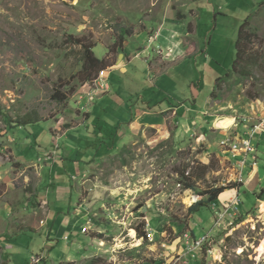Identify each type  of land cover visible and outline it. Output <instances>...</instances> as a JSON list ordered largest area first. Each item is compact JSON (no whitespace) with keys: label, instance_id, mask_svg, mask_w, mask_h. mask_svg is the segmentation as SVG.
I'll return each mask as SVG.
<instances>
[{"label":"rangeland","instance_id":"rangeland-1","mask_svg":"<svg viewBox=\"0 0 264 264\" xmlns=\"http://www.w3.org/2000/svg\"><path fill=\"white\" fill-rule=\"evenodd\" d=\"M263 1L0 0V264H84L93 256L111 264H166L186 251L187 242L206 234V248L186 262L264 264L258 252L264 240V191L260 199L242 190L240 205L231 211L216 210L215 201L188 219L193 199L206 201L202 193L234 184V166L222 155L221 141L232 133L249 134L250 125L264 117ZM165 15L183 16L180 35L187 54L170 62L158 48L157 59L149 52L151 67L130 49L146 28L143 19ZM247 22L248 41L233 71L236 41ZM124 30L131 31L124 43L130 59L118 68L122 50L116 44ZM144 42L140 47L147 46ZM82 47L101 59L109 51L103 59L111 93L99 80L102 71L93 82L83 81ZM121 104L128 112L180 106L194 116L203 113L208 122L201 128L188 113L190 126L180 114L179 129L171 112L150 114L144 121L156 128L125 129L115 141L113 126L125 116ZM5 114L42 120L11 129ZM224 117L237 126L221 130L216 124ZM163 118L168 119L159 131ZM86 120L90 133L104 131L97 145L89 134L77 141L82 134L76 127ZM59 149L74 150L73 159L79 155L73 163L77 175L68 178L66 160L54 167L63 155ZM263 152L258 155L264 158ZM67 178L85 199L82 221L74 225L72 210L56 190ZM72 200L77 203V195ZM47 203L52 212L66 204L65 215L47 219Z\"/></svg>","mask_w":264,"mask_h":264},{"label":"crops","instance_id":"crops-1","mask_svg":"<svg viewBox=\"0 0 264 264\" xmlns=\"http://www.w3.org/2000/svg\"><path fill=\"white\" fill-rule=\"evenodd\" d=\"M171 15L172 14H170V15L168 14V16H171ZM181 18H183V16ZM181 18H177L176 20H174L173 18L170 19L165 15L160 19H149V18L143 19L142 23H144L143 25L146 28H144V30H143V32H141L140 36L137 35V37H139V39L137 40V42H138L136 45L137 47L134 48V46H131L132 44L129 43V44H131L130 46L132 47L130 49L131 53L135 54L134 55L135 58H138V55L141 53V56L150 64L151 67H152V65H151L152 62H150L151 55L149 54V52H151V54L152 53L156 54L155 55V58H156L158 55V48L163 49L162 56L164 57V55H165V58L167 57L168 58L167 60L170 62H173V61L175 62V61L183 58V56L187 54V51L185 48H188V47L184 46L183 41L181 39V35H182L181 32H183L182 30L184 29V27H186V25H184V23L181 22ZM150 32H153L152 36H151ZM144 40H146L145 45H147V46L146 47L145 46L140 47L141 44L143 45L145 43ZM129 44H128V47H129ZM118 49L119 48H117L116 50H118ZM126 49H127V46H124L123 49H120L122 51H120V53L117 54L118 55V63H117L118 68L122 67V64L124 65V63L127 62L128 58L130 59L129 55L127 54ZM155 49H157V50H155ZM136 50H139V51H136ZM108 52L109 51L107 50L105 55H103L102 59L105 58L107 54L109 55ZM136 52H138V53H136ZM95 57H97V55ZM97 58L102 60L99 57H97ZM129 61H131V60H129ZM115 67H116V65H115ZM125 67H127V66H125ZM126 72H127V70H126ZM109 74L110 73L107 71L106 74L104 75V77L102 78V82L107 84V87H108V90L106 93H111L110 90L112 88L107 82V80L109 79ZM118 99H119V96L115 95L114 100H118ZM121 105H123L122 107H120L121 112H124L125 116L124 117H118L116 121L119 122L120 124L113 126V127L117 128V132H115L114 135L110 138H111V140L114 139L115 141L117 140V138L120 137L122 130L125 131V129L126 130L127 129L137 130V129H141L143 126H145L147 129L150 127L156 128L155 126H151L153 124L144 121L145 117H148L150 114L160 115V114H163L165 112H171L173 117L176 118L175 121L178 122L177 123L178 127L181 126L180 125L181 124L180 119H179L180 114L183 116L184 120H186L187 118L189 120V118L191 117V116L188 117V115H185V114L189 113L188 110L185 111L184 107H180V106L179 107H171L170 109H167L166 111L161 110L160 112L152 111L151 106H148L147 108H144V109H138L136 107L134 110L131 109V111L128 112L127 106L125 104H121ZM139 105H141L140 102L137 103V106H139ZM88 113H90V112H88ZM191 113L192 112H190L189 114H191ZM90 114L92 115V113H90ZM192 114H193V116L191 117V118H193L192 123H194L195 125H198L202 128L203 126H205L206 122H208V120L206 119V116L205 117L202 116L203 113L201 115L199 114V115H195V116H194V113H192ZM207 118H209V117H207ZM167 119L168 118L162 119V123L159 124V128H160L159 131L164 130ZM188 120H186V122L188 124H190V126H191L192 123L189 122ZM87 122H90V120H86L84 123L80 124L79 127H76L78 129L77 132L80 131L82 134L81 137L79 138L80 140L77 137H74V138L75 139L77 138V141L81 142L82 139L86 138V134H89L90 137H96L97 140L95 141L94 144L97 145V143L102 138H104V135H103L104 131L101 128L100 129L101 131H99L97 133L95 132V134L90 133V128H89ZM253 125H250V126L252 127ZM236 126L237 125L232 126L231 129H234ZM247 127H249V126H247ZM72 129H74V128H72ZM179 129H180V127H179ZM246 133H247V131L245 130L243 132V134H246ZM68 134L69 133H67V135ZM232 134L234 136H236V135L242 136L239 134V132L232 133ZM254 145L256 147V152L253 156H250L249 161L251 163V166H249L247 168L248 169V174H247L248 178L245 179L243 184L237 185L236 188L230 189V190L222 193L219 196V198L216 200L215 204H214V202H212L214 204L213 207L216 210H219L220 212H224L225 206L230 204V203L232 204V202H234L235 200H237V207H238L241 203L240 202V194L242 193V190L247 194H252L256 198L259 194L262 193V191H264V165H262L264 158L260 157L258 155L261 148H263V151H264V135L259 136L256 139V141L254 142ZM215 146H216V143H215ZM58 151L61 153L63 152L62 153L63 155L56 158L57 161L55 162L54 167L61 165V159L66 160L65 162H68L69 164L71 163V165H70L71 167L69 166L68 169H66V167H64L66 169L65 172L67 173L68 178H69V176L77 175V174L73 173L74 169L77 167V166L75 167V165L73 163L80 160L79 155H78V157L73 159L74 155H75L74 150H70V151L65 150L64 151V149H59ZM65 152H67L68 154L66 155ZM262 154L264 155V152ZM56 156H58V154H56ZM255 161H256L257 165L253 167L252 164ZM65 162L62 161V163H65ZM65 165L66 164H63V166H65ZM78 166L80 168H82L81 162H80V165L78 164ZM85 170H81V172L84 173ZM68 178H67V180H65V182H66L65 185H63L62 187L60 186L56 190H57V192L62 194L61 198H63L65 200V202H67L68 210H72V211L68 212V215L72 217L70 223H72L74 225V224H78V223H80V221H82L81 213H82V209L84 206L83 203H84L85 199H83V197L81 198L80 192L76 188H74L71 180L69 179V181H68ZM53 184H51V185H53ZM67 185L70 187H68ZM259 189L262 190L261 193L259 192ZM74 195H77V197H78L77 203H74V201L72 200ZM257 200H259V198ZM47 205H48V213L46 215L47 219L48 218L50 219L52 217L57 216L56 219L58 221L62 215H65L64 213H62V210L63 211L65 210L64 207L66 204L64 205V207L59 206L58 211H56V212L55 211L52 212L49 209L50 206L48 203H47ZM66 218H67V216H66ZM67 220H68V218H67ZM212 225H213V221H212ZM212 227L213 226H211V228ZM211 228H210V230H211ZM88 257H86V258H88ZM190 264H191V262H190Z\"/></svg>","mask_w":264,"mask_h":264},{"label":"trees","instance_id":"trees-1","mask_svg":"<svg viewBox=\"0 0 264 264\" xmlns=\"http://www.w3.org/2000/svg\"><path fill=\"white\" fill-rule=\"evenodd\" d=\"M261 6H264V2L261 4ZM260 6V7H261ZM248 23L243 24L240 32H239V36L238 39L236 41V47H237V59L234 61V69H236L237 64H238V58H239V53L241 50V46L242 44L244 45L245 42L248 41V35H247V27H248ZM130 30H124V32H122V35L120 36V43L116 44V48L119 49H123L124 48V43H125V37L128 36L130 34ZM70 39H75L73 36H70ZM79 44H81V41L78 39H75ZM83 48V52H84V64H83V70L82 73L86 76L83 78V81L86 83L89 82H93L94 80H96L94 75H99V73L101 71H104V69L107 67V60L103 59L100 60L98 58H96L91 50L90 47H82ZM242 49H244V47H242ZM219 81H222L223 78H219ZM56 100L59 102H62L64 100L63 96H60L59 94L57 96H55ZM4 119L7 121V123L9 124V126H11L10 128L13 129V127H18V126H27V125H31L34 123H37L39 121H41L42 119L39 116H34L33 114H28L22 117H18L16 120H13L12 118H10L7 114H5ZM114 140V139H112ZM206 169H208V167H206ZM186 188L189 190H193L194 189V185L192 184H186ZM237 185L232 184L228 187L224 186V187H218V188H212L210 190H208L205 193H202L201 195H208V199L206 201H198V203L194 204L193 206L190 207L189 209V215H188V219L191 220L194 218L195 214L199 211L200 207L203 206H209L212 202H215L219 196L226 192L227 190L230 189H234L236 188ZM263 193V191H262ZM262 193L258 195V197H262ZM260 197V199H261ZM259 199V200H260ZM145 226V225H144ZM136 231L138 233V235L141 238H145L146 234L142 229H138L136 228ZM66 264H75L74 262H68ZM84 264H111V263H107V261L102 258V257H93L91 258L89 261H86Z\"/></svg>","mask_w":264,"mask_h":264},{"label":"built area","instance_id":"built-area-1","mask_svg":"<svg viewBox=\"0 0 264 264\" xmlns=\"http://www.w3.org/2000/svg\"><path fill=\"white\" fill-rule=\"evenodd\" d=\"M105 72L102 71L100 73L99 80H102L101 78L104 76ZM102 85V84H101ZM231 129V128H229ZM257 135H264V117L261 118L257 123H255L251 127V132L247 135L242 136H231L223 139L220 143V146L222 148V155L225 156L226 161L230 162L234 166L235 171V179L234 184L235 185H241L243 184V176H244V169L247 168V160L250 158V156H253L256 152V147L254 145V138ZM243 158V159H240ZM236 159V161H233ZM256 161L253 162L252 166H256ZM194 200V199H193ZM198 199L194 201V203H197ZM237 200H235V204L232 203L229 206H225V211H231L232 208L236 205ZM230 206H233L230 209ZM227 207V208H226ZM218 219L222 218V214H216ZM185 241L189 239L188 234H185L184 236ZM209 235H204L200 239L193 240L192 242H187V249L184 251V253L181 252V254H178L176 257H173L169 263L166 264H190V262H186L185 258L190 255L194 256L195 253H199L203 248H206V245L208 243Z\"/></svg>","mask_w":264,"mask_h":264},{"label":"bare ground","instance_id":"bare-ground-1","mask_svg":"<svg viewBox=\"0 0 264 264\" xmlns=\"http://www.w3.org/2000/svg\"><path fill=\"white\" fill-rule=\"evenodd\" d=\"M234 122H235V120L233 118L226 117L225 119L219 120L216 125H217V127L221 128V130L222 129H229L230 127L233 126ZM196 200L197 199L195 198L193 200V202L196 201ZM132 235L135 236V232L134 231H132ZM258 252L260 253V256H262L264 254V240L262 241V243H261V245H260V247L258 249Z\"/></svg>","mask_w":264,"mask_h":264}]
</instances>
